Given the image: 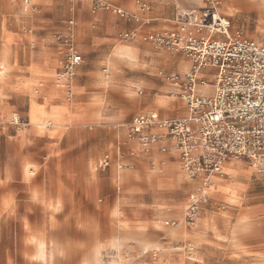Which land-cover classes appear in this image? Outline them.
<instances>
[{"label":"rangeland","instance_id":"obj_1","mask_svg":"<svg viewBox=\"0 0 264 264\" xmlns=\"http://www.w3.org/2000/svg\"><path fill=\"white\" fill-rule=\"evenodd\" d=\"M23 1L0 0V29L7 19L13 21L18 33L17 44L34 62L40 61L44 53L58 56L55 78L48 80L52 86L59 84L58 78H61L68 51L66 35L73 33L75 47L83 58L73 79L78 83L89 81L79 97L84 98L93 92V121H80L69 126V129L82 132L86 148L92 142L93 146L101 147L106 144L108 149L114 142L117 157L115 170L125 169L122 145L129 141L128 127L136 116L134 114L129 117L127 111L137 109L141 103L151 99V105L137 115L158 108L156 93L175 95L173 106L180 110L182 105L178 101L184 102L180 97L184 92V77L191 70L189 59L181 52L170 54L138 39L126 40L124 34L133 31L135 25L131 20L121 19L118 14H115V20L110 21L112 31L106 30L108 20H100L98 16L112 11L92 13L86 1L31 0L34 9L29 8V11L23 9ZM154 2L152 0L150 5ZM222 2L223 0L220 10L229 16L231 34L264 44V33L260 32L264 30L262 10L258 12L257 20L255 10L250 8L238 14L236 8ZM123 44L134 45L138 56L132 61L110 60V56L117 55V49ZM175 81L179 83L178 86L172 84ZM67 91L68 88L63 92L62 98L65 102H70L74 95L70 96ZM131 93L135 95H130ZM23 99L11 96L4 100L8 114L3 119L7 126V134L1 143L3 147L13 134L17 135L16 132L26 127L24 113L16 110L17 102H22ZM13 113L18 114L19 123L13 121ZM116 114L128 116L113 120L112 115ZM164 143L166 151L174 150L176 153L170 160L179 162L183 178H186L179 150L169 137L165 138ZM106 154L109 155V163L105 167L100 166L99 163ZM137 154L145 160V164L142 167L135 166L136 170H127L129 176L124 180L116 175L109 180L111 156L108 151L93 165L90 178H84L83 183L93 184L95 190L93 225L106 229L111 224L109 209L113 204L107 201V197L113 191L117 198L112 220L116 221L117 226L124 228L125 233L121 237L145 246L151 244L152 250L159 247L158 244H153L159 238L156 233L159 230L166 238L180 237V241L170 244L174 245L173 248L168 246L164 250L171 252L167 261H135L130 253L131 261H89L87 264H264V173L258 172L249 161H236L233 169L222 168L223 174L215 175V185L208 191L209 198L202 205L198 218L193 224H186L181 212L194 189L186 188L178 178L161 175L159 167L162 162L145 159L149 156L148 153L139 151ZM98 188L99 193L96 191ZM184 201L186 202L180 209H169ZM116 206L120 208V213ZM118 214L120 219H117ZM172 217L180 220L176 229L164 224L165 220ZM116 241L117 237L113 236L112 243L115 244ZM98 248L95 247V254ZM153 253L154 251L148 252L150 257H153ZM110 256L111 253L105 257Z\"/></svg>","mask_w":264,"mask_h":264},{"label":"crops","instance_id":"obj_2","mask_svg":"<svg viewBox=\"0 0 264 264\" xmlns=\"http://www.w3.org/2000/svg\"><path fill=\"white\" fill-rule=\"evenodd\" d=\"M108 1L128 12H136L134 0ZM201 2L202 0H155L144 14L151 22L148 25L133 22L134 27L141 31L172 28L180 13L198 9ZM224 2L236 8L238 14L250 8L255 10L257 20L260 10L264 14V0H223L222 4ZM115 14L112 11L98 16L100 20H108L105 24L108 31H112L110 21L117 18ZM13 23L7 19L0 29V264L131 261L130 253L135 261H167L171 252L164 250L170 244L179 242L180 237L166 238L162 231H156L159 238L153 244H158L159 247H156V251L153 250V257H150L148 252L152 251L151 244L145 246L120 236L125 232L123 227L117 226L116 221L112 220L117 198L113 191L107 197V201L113 204L109 209L111 224L106 229L93 225L95 190L93 184L83 183L84 178L88 179L92 175L93 165L108 151L111 156L109 180L115 175L124 180L129 176L127 170H136L135 166L142 167L145 164V160L137 154L142 145L135 141L122 145V162L126 168L119 171L114 167L117 160L114 142L108 149L106 144L100 147L93 146L92 142L86 148L82 132L69 128L80 121H93V92L84 98L79 97L89 81L78 83L73 80L74 98L65 102L59 85L52 86L48 81L55 78L58 56L44 53L40 61H32V57L22 52L17 44L18 33ZM260 32L264 33V30ZM125 48H130L128 55L121 53ZM114 56L115 60L132 61L138 56L137 48L123 44ZM11 96L27 97V123L25 129L16 132L17 135L13 134L3 147L2 138L7 134L3 119L8 114L4 100ZM151 102L152 99L143 102L139 108L130 109L127 114L129 117L137 115L146 110ZM178 102L182 105L180 110L158 107L145 113L157 112L164 118L185 116L187 112L184 102ZM20 106L23 104L17 102L16 110L19 112ZM13 114L18 116L17 113ZM120 116L127 117L126 114H116L112 115L114 118H109L114 120ZM49 121L52 125H47ZM153 131L162 130L156 128ZM175 154L174 150L163 152L154 148L145 159L162 162L159 167L161 175L178 178L186 188L193 190L196 181L183 178L179 162L170 160ZM96 191L99 193V188ZM185 202L169 209H180ZM116 208L120 213V208ZM117 219H120L119 214ZM113 236L117 237L115 244L112 243ZM96 246L99 247L97 254L94 251ZM170 247L173 248L174 245ZM109 253L112 256L105 257Z\"/></svg>","mask_w":264,"mask_h":264},{"label":"built area","instance_id":"obj_3","mask_svg":"<svg viewBox=\"0 0 264 264\" xmlns=\"http://www.w3.org/2000/svg\"><path fill=\"white\" fill-rule=\"evenodd\" d=\"M75 1H86L92 13L111 10L138 25L151 22L144 14L152 0H134L136 12L108 0ZM201 3L198 9L180 13L172 28H138L124 34L130 41L138 39L170 54L181 52L191 64L183 81L187 114L176 118L160 117L157 112L139 114L133 117L127 133L128 140L142 145L140 151L148 154L154 148L165 152L167 137L177 147L186 178L196 181L185 207L188 224L198 218L209 198L206 189L212 176L220 175L224 164L249 161L264 173V44L228 34L230 19L219 11L221 0ZM66 44L67 58L60 77L68 87L83 58L73 33L66 35ZM13 121L17 123L14 117ZM156 128L166 130L153 131ZM108 163L106 154L99 164L105 167Z\"/></svg>","mask_w":264,"mask_h":264},{"label":"bare ground","instance_id":"obj_4","mask_svg":"<svg viewBox=\"0 0 264 264\" xmlns=\"http://www.w3.org/2000/svg\"><path fill=\"white\" fill-rule=\"evenodd\" d=\"M259 2V1H258ZM23 4H24V6H23V9L25 10V11H29V8L30 9H34L33 7H32V5H31V2H30V0H24L23 1ZM258 6V5H257ZM264 6V5H263ZM219 11H220V9H219ZM228 34L231 36V33L230 32H228ZM126 39V38H125ZM126 40H128V39H126ZM130 48H125V50H123L121 53L123 54V55H128V53H129V50ZM118 50V49H117ZM158 55V54H157ZM110 60H112V61H114L115 59H116V57L115 56H110V58H109ZM125 60V59H124ZM127 61V60H126ZM107 62V61H106ZM110 67H111V65H110ZM107 69V68H106ZM112 69V68H111ZM104 71V70H103ZM106 71V70H105ZM107 73H108V71H107ZM99 75V74H98ZM108 75V74H107ZM103 78V77H102ZM73 80L74 79H72V83L67 87L66 85H65V83H63V78L61 79H59L58 78V85H59V87H60V89H61V91H66V89L68 88V94L70 95V96H73L74 95V88H73ZM104 81H106V80H104ZM108 81V80H107ZM173 83V82H172ZM175 85V84H174ZM102 86V85H101ZM178 86V85H177ZM67 87V88H66ZM174 94V93H173ZM182 99H184V97L181 95L180 96ZM174 100H176V98H175V95H169V94H155V101H156V103H157V105L159 106V107H171V108H173L174 106H173V103H172V101H174ZM179 106V105H178ZM13 116H14V119L17 121V123H19V121H18V116L16 115V114H13ZM47 125H52V122L51 121H49L48 123H47ZM237 162H241V161H237ZM230 163V164H229ZM229 163H227V164H224L223 165V167L222 168H228V169H233V168H235V166H236V161H231V162H229ZM229 164V165H228ZM222 174H223V172L221 171V174L220 175H216V176H222ZM186 176V175H185ZM224 176V175H223ZM215 177V175H213L212 176V183H211V185L206 189V192L208 193V191L210 190V188L212 187V186H214L215 185V183H214V178ZM228 192V191H227ZM232 195V194H231ZM187 203H188V201H187ZM187 203H186V205H187ZM117 210V209H116ZM181 216H182V218H183V221H184V223H186V224H188L187 222H186V220H185V208L183 209V211H182V213H181ZM170 220H172L173 221V224L171 225V224H169V225H166L165 223L166 222H168V221H170ZM170 220H165L164 221V224L166 225V226H168V227H170L171 229H176V228H178V226L180 225V220H178V219H170ZM174 236V235H173ZM153 251V250H152ZM154 251H156V250H154Z\"/></svg>","mask_w":264,"mask_h":264},{"label":"snow or ice","instance_id":"obj_5","mask_svg":"<svg viewBox=\"0 0 264 264\" xmlns=\"http://www.w3.org/2000/svg\"><path fill=\"white\" fill-rule=\"evenodd\" d=\"M77 59H79V55H77ZM130 95H133L134 96L135 93H131ZM21 103L23 104V106L20 108V111L22 113H24L23 119H24L25 122H27V113H28V106H27L28 105V101H27V97H25ZM33 122L35 123V119L33 120ZM134 131H135V129H134Z\"/></svg>","mask_w":264,"mask_h":264}]
</instances>
